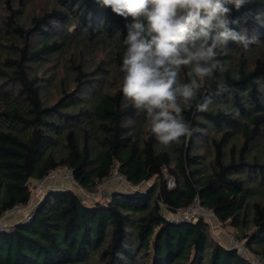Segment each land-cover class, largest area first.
Listing matches in <instances>:
<instances>
[{
    "label": "trees",
    "instance_id": "obj_1",
    "mask_svg": "<svg viewBox=\"0 0 264 264\" xmlns=\"http://www.w3.org/2000/svg\"><path fill=\"white\" fill-rule=\"evenodd\" d=\"M30 1L0 0V218L29 204L31 181L62 165L86 190L115 170L139 188L90 204L50 188L28 218L0 229V264H250L212 237L205 218H178L196 201L264 254V0L231 14L246 16L233 27L262 43L245 53L230 42L228 90L215 95V82H204L201 99L214 104L185 109L194 131L169 146L121 91L131 18L95 0H46L29 14ZM46 64L56 81L42 80Z\"/></svg>",
    "mask_w": 264,
    "mask_h": 264
},
{
    "label": "clouds",
    "instance_id": "obj_2",
    "mask_svg": "<svg viewBox=\"0 0 264 264\" xmlns=\"http://www.w3.org/2000/svg\"><path fill=\"white\" fill-rule=\"evenodd\" d=\"M102 9L131 22L125 25L120 71L126 101L145 113L150 133L169 146L194 131L183 115L195 102L198 112L214 104L211 95L201 99L202 84H216L215 95L228 90L223 74L230 42L245 53L262 43L246 30L237 31L241 19L232 18L252 0H95ZM219 74V75H218ZM239 79L238 75L233 76ZM225 114L233 109L226 105ZM238 115V111L236 113Z\"/></svg>",
    "mask_w": 264,
    "mask_h": 264
},
{
    "label": "rangeland",
    "instance_id": "obj_3",
    "mask_svg": "<svg viewBox=\"0 0 264 264\" xmlns=\"http://www.w3.org/2000/svg\"><path fill=\"white\" fill-rule=\"evenodd\" d=\"M15 5L18 4V0H13ZM46 5V0H31L28 4V11L29 14H34L37 11L41 9L42 6ZM18 6V5H17ZM39 74L42 76V80H47L49 78L54 79L56 81V78L54 76V73L56 69H52L53 66H50V64H46L45 67H37ZM62 73V69L56 71V73ZM54 77V78H53ZM48 90L45 93L46 98H48L49 101H55L59 97V91L58 87L53 84L51 87H46ZM213 133V132H212ZM31 189L33 191L32 195V202L25 206H20L18 208H15L0 219V224H3L4 226H10L15 224L16 222L26 219L29 216V213L34 207V204L38 199L42 197L44 193H46L50 188H69L75 192H77L87 203H94V202H106L108 200V191H112L114 189L117 190H131V189H137L139 187L132 186L128 184L126 181L119 179L115 177L114 179L105 178L101 180V182L98 184V186L94 190H86L82 188L78 183H76L73 180H67L62 176H52L49 174L45 179L42 181L39 180H32L31 183ZM148 184L144 183L142 187H147ZM184 211V210H182ZM181 211V214H178V216L183 215L184 213ZM210 215V219L207 220L210 224V231L211 235L214 239L220 241L221 243L230 246V234L235 235L239 240H241L238 237V231L235 227L219 223V220L214 216V214H208ZM208 217V218H209ZM212 218V219H211ZM243 244H245L244 241L241 240ZM245 246V245H244ZM242 252V249H241ZM252 252H255L252 250ZM257 253V252H255ZM248 261V260H247ZM249 262V261H248Z\"/></svg>",
    "mask_w": 264,
    "mask_h": 264
},
{
    "label": "built area",
    "instance_id": "obj_4",
    "mask_svg": "<svg viewBox=\"0 0 264 264\" xmlns=\"http://www.w3.org/2000/svg\"><path fill=\"white\" fill-rule=\"evenodd\" d=\"M50 174L52 176H62V177H64L67 180L75 181L73 171L67 165H62V166H58V167L54 168L50 172ZM115 177L126 181V178L123 175L119 174L116 170L112 173V175L109 177V179H114ZM39 181H42V180H39ZM174 185H175L174 179L173 178H169L168 179V186L169 187H173ZM32 195H33V191H32ZM31 202H32V199L30 200L29 204ZM181 211L182 210H180L178 212V214H181ZM182 212L184 214L179 216L178 218L196 219V218H199V217H203L206 220H209L210 219V217H209L210 215H208V214H214L210 209L202 206L199 203V201H196L193 205H191L189 208L185 209ZM30 213H29V216H30ZM0 219H2V218H0ZM219 223H220V220H219ZM3 227H4V225L0 224V229L3 228ZM230 243H231L230 247L236 248L244 256V258L249 261L250 264H264V254L252 252L249 248H247V246L245 244H243V242H241V240H239L233 234H230ZM241 249H242V252H241Z\"/></svg>",
    "mask_w": 264,
    "mask_h": 264
},
{
    "label": "crops",
    "instance_id": "obj_5",
    "mask_svg": "<svg viewBox=\"0 0 264 264\" xmlns=\"http://www.w3.org/2000/svg\"><path fill=\"white\" fill-rule=\"evenodd\" d=\"M110 191H111V190H110ZM110 191H108V193H107V194H109V192H110ZM226 246H227V245H226ZM229 247H230V246H229Z\"/></svg>",
    "mask_w": 264,
    "mask_h": 264
}]
</instances>
